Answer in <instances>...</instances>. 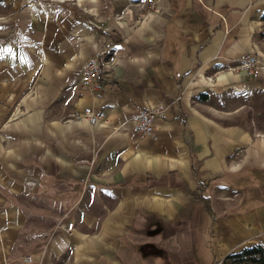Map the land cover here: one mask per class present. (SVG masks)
<instances>
[{
    "label": "crops",
    "instance_id": "obj_1",
    "mask_svg": "<svg viewBox=\"0 0 264 264\" xmlns=\"http://www.w3.org/2000/svg\"><path fill=\"white\" fill-rule=\"evenodd\" d=\"M263 14L264 0H0V264L264 248ZM245 56L262 68L238 69ZM85 108L105 120L72 118ZM141 109L158 110L155 140L134 129Z\"/></svg>",
    "mask_w": 264,
    "mask_h": 264
},
{
    "label": "built area",
    "instance_id": "obj_2",
    "mask_svg": "<svg viewBox=\"0 0 264 264\" xmlns=\"http://www.w3.org/2000/svg\"><path fill=\"white\" fill-rule=\"evenodd\" d=\"M149 7H153L154 0H147ZM104 50H98L92 59L82 69V86L90 91H96L100 88L101 77L105 71ZM261 64L256 58L245 56L241 60L238 69L254 74L257 70L262 68ZM158 110L156 109H141L138 112L136 123L134 125L135 131L140 137L156 139L154 134V121ZM73 119L86 120L90 125H94L98 121L105 120V114L102 111H94L91 108H85L80 113L72 115ZM73 228L72 222H67L63 229L70 232ZM29 260V258H27ZM220 264V262L218 263Z\"/></svg>",
    "mask_w": 264,
    "mask_h": 264
},
{
    "label": "trees",
    "instance_id": "obj_3",
    "mask_svg": "<svg viewBox=\"0 0 264 264\" xmlns=\"http://www.w3.org/2000/svg\"><path fill=\"white\" fill-rule=\"evenodd\" d=\"M261 20L264 24V14ZM222 264H264V248L257 245L243 249L238 253L227 256Z\"/></svg>",
    "mask_w": 264,
    "mask_h": 264
},
{
    "label": "rangeland",
    "instance_id": "obj_4",
    "mask_svg": "<svg viewBox=\"0 0 264 264\" xmlns=\"http://www.w3.org/2000/svg\"><path fill=\"white\" fill-rule=\"evenodd\" d=\"M261 99L263 100L264 97H262ZM261 99H260V100H261ZM253 104H254V103H253ZM263 117H264V116H263ZM258 128L264 131V122L258 124ZM217 264H218V262H217ZM220 264H222V261L220 262Z\"/></svg>",
    "mask_w": 264,
    "mask_h": 264
}]
</instances>
